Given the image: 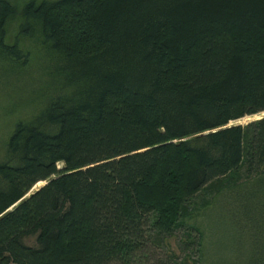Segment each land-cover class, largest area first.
I'll return each instance as SVG.
<instances>
[{
	"label": "trees",
	"instance_id": "16d2710c",
	"mask_svg": "<svg viewBox=\"0 0 264 264\" xmlns=\"http://www.w3.org/2000/svg\"><path fill=\"white\" fill-rule=\"evenodd\" d=\"M36 36L65 91L0 159V264L200 260L203 191L248 232L236 264H264V116L231 124L264 113V0H0V61Z\"/></svg>",
	"mask_w": 264,
	"mask_h": 264
},
{
	"label": "rangeland",
	"instance_id": "374dc122",
	"mask_svg": "<svg viewBox=\"0 0 264 264\" xmlns=\"http://www.w3.org/2000/svg\"><path fill=\"white\" fill-rule=\"evenodd\" d=\"M12 1L21 5L29 0ZM19 23L20 20H15L10 24L11 35H16ZM37 37L20 38L22 46L30 50V60L26 69L15 70L11 64L0 61V159L5 154L6 144L15 122L33 117L58 91H65L61 88L64 80L63 74L58 69V57L42 47ZM262 116L264 113L231 124H246ZM244 167L232 173L229 179H237L240 176L238 180L244 181L246 178V167ZM43 184L44 182H41L33 189ZM212 197L213 193L203 191L195 198L197 204L195 214L193 213L194 216L187 220V224H196L200 227L205 243L202 259L198 260L196 255H192L191 258H187V264H195L196 261H198L196 264H236L242 261L241 258L248 256L250 241L247 238L248 232L243 231L242 222H236L232 218L228 204L224 205L218 197ZM211 198L213 199L211 204L202 207L201 203ZM193 235H196V232ZM181 239H183L182 230L173 237L167 238L165 244L168 252L183 256ZM27 242L31 245L35 244L33 238L27 239Z\"/></svg>",
	"mask_w": 264,
	"mask_h": 264
}]
</instances>
